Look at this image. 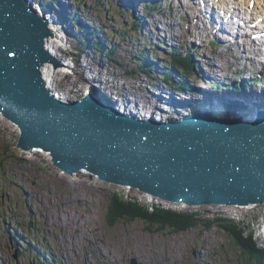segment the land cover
Wrapping results in <instances>:
<instances>
[{
	"label": "rangeland",
	"instance_id": "374dc122",
	"mask_svg": "<svg viewBox=\"0 0 264 264\" xmlns=\"http://www.w3.org/2000/svg\"><path fill=\"white\" fill-rule=\"evenodd\" d=\"M27 1L35 2L41 6L38 3L39 0ZM60 1L63 0H53L52 2L44 0L50 4L51 8L55 6L57 9ZM64 1L66 5L63 9L68 7L67 9L70 8L69 12H72V9L76 11V15L71 16L68 11H63L62 17L58 15L63 22L70 20L69 26L71 27L70 33L66 34L69 38L64 36L66 40L62 39L65 44L60 42L61 52L55 50L59 40H49L51 49L60 56L54 55L53 59L57 62L60 60L59 65H61L52 69L51 63L48 62L51 72L47 71L51 76L50 84L55 89L52 93L55 95V99L58 94L61 97L60 100L57 99L58 101H82L84 95L91 96L92 94L94 96L92 92L95 91L98 94L105 93L111 96V107L109 108L115 110L129 108L128 105L134 100L132 107L138 105L142 109H146L145 114L148 113V109L153 111L152 109L155 107L156 121L153 123L157 124H159L157 121L164 119H168L170 123H178L179 118L185 119L183 117L188 118L189 114L203 113L205 109L201 108L202 104L209 105L203 95L198 97L200 103L199 101H190L194 91L187 90V88L185 90L182 88L184 91H180L176 86L168 85L166 80H160L165 75L171 77L179 72L181 77L183 74L180 67L174 63L175 59L170 58L167 48L155 47L156 43L152 38L155 37L154 33L160 38L164 34L170 36L179 31L181 36H174L176 41L171 44H175V46L178 44L182 51L188 52V54L190 52V55L192 45L197 41L201 42L199 36L205 35L204 24L196 19L193 20L194 15H190L192 19L187 18L185 16L187 9L185 12L177 8V0L170 4H162L161 11L153 14L150 13L153 11L146 8L143 12V23L138 21L141 19V16L138 15L141 11H137L139 6L129 12L128 8L123 5L121 12L117 14L111 11L112 0ZM186 1L193 4L190 0ZM233 1L235 4L230 0H220L221 4L228 9L230 5L233 6L241 2V9L247 12V17L251 16L249 14L253 9H251L250 3H246L249 0ZM25 4L28 9L31 7L29 3ZM260 4H262L261 1ZM42 8L47 10L44 5ZM56 8L50 14L54 15V19H56ZM153 8V10H158V6ZM257 8L258 11L261 10L260 6ZM60 11L62 10L60 9ZM199 11H197V15H200ZM236 11V14L240 15L238 10ZM84 18L86 19L85 23H77ZM134 20L139 23V26L135 25ZM150 21L154 24L150 25ZM87 23L90 24L87 28L83 27L84 29H82L79 26L81 32L75 30L76 24ZM169 23L177 28H171ZM199 24L202 25L201 28ZM134 29L138 31H134ZM88 30L97 33L95 32L94 35L92 31V35H89ZM149 30L152 32L149 33ZM189 30L190 33L186 34ZM65 32L67 33V31ZM193 32H195L194 35ZM91 36L92 38H90ZM106 36L107 39H110L106 42L107 44L104 42ZM208 36L214 37L211 33ZM221 37L226 38L227 35L222 34ZM97 38L101 42L100 48L89 43L90 41L97 42ZM67 39L68 42H66ZM102 43L107 47V51L112 52V57L106 56L107 52ZM113 45L117 46L113 47ZM172 45H170L171 48ZM230 47L233 52L228 55L226 49L223 48L222 51V47L217 48L221 55H217L215 52L213 55L209 48L201 50L193 48V51L197 55L206 54L208 58L212 56L213 60L231 64V59L239 54V48L235 45ZM143 49L146 51L143 52ZM68 54L69 56H67ZM159 54L163 55L165 59L168 56L169 60L163 61V57ZM62 57L70 60L67 67L63 65ZM143 57L150 61V66H154L153 69L149 66L148 71ZM191 60L193 61L192 57ZM188 61L189 59L186 60V62ZM202 63L207 66V69L204 70L210 71V66H208L211 64L210 60L207 59ZM238 63L240 66L242 64L238 74L245 72L241 74L245 78V84L247 78L252 77L256 79V84L260 81L262 84L259 86H264L263 65L254 66L249 63L245 65L240 61ZM218 64L220 65L221 62ZM178 65L182 66L183 64ZM211 65L213 66V64ZM224 67H226L225 63ZM173 68L177 70L176 73H173ZM59 69L62 72H69H64L65 76L62 73L59 74ZM186 70L195 71V68L188 67ZM146 71L147 73H145ZM223 71L224 74L223 72L218 74L212 70L208 77H213L215 73L217 79L220 78V75L224 78L228 71L226 68ZM229 73H233V71H229ZM44 78L45 73L42 72V79ZM191 80L192 78H190V83L193 85ZM240 81L243 80L240 79ZM212 82H214V86L217 84L214 79L211 84L205 83V85L208 87L212 85ZM248 83L254 82L249 81ZM44 84L49 87L47 80ZM256 84H254L255 87ZM194 86L200 88L197 85ZM150 87L153 91L151 93L155 96L149 92ZM162 87L166 90L163 91ZM174 87L177 90H173ZM223 87L221 84L217 88L221 91ZM159 93V98H156ZM117 97L124 99V103H120ZM156 99L160 103L161 109H166L165 114L162 110H157V105L151 104V101ZM113 103L117 105L114 108L112 107ZM136 114L138 113H134V115ZM125 116L133 119L131 114L126 113ZM20 133L17 125L5 119L0 113V264H46V262L51 264L52 259L54 264H195L196 262L198 264H264V237L261 238L258 235V233H262L264 236V228L261 227L264 224V201L258 205L249 206L247 204L246 206L225 204L181 208L174 201L162 202L154 197L143 196L141 192L127 191V187L124 186L93 187L86 182L75 181L69 171L57 169L45 161L42 152L34 151L33 148L25 150L20 147ZM115 194L126 200L137 199L134 202H138L139 205L154 204L175 212H195L200 221L194 222L195 225L180 232L164 226V223L159 221H156L157 224H150L139 218L132 221L116 220L115 224L111 223L113 225L110 226L111 224L106 219V205L110 203L112 195ZM218 218L225 220L222 222L224 226L214 222ZM207 220H210L209 226H207ZM29 225L31 230H27ZM10 226H13L16 232H13V229L7 230V228H11ZM238 231L240 237H244L242 238L245 239L244 243L250 237L252 238L255 247L260 250L258 255L253 254V251L250 254L246 248L242 247V243L236 241L235 237L238 235ZM25 233H27L26 237H24ZM28 236H34L30 238H34L37 244L34 241H31L29 245L21 243L22 239L25 240ZM41 247H43L42 250Z\"/></svg>",
	"mask_w": 264,
	"mask_h": 264
},
{
	"label": "water",
	"instance_id": "95a60500",
	"mask_svg": "<svg viewBox=\"0 0 264 264\" xmlns=\"http://www.w3.org/2000/svg\"><path fill=\"white\" fill-rule=\"evenodd\" d=\"M52 38L23 0H0V113L19 146L93 187L124 186L179 207L258 205L264 200V115L247 122L188 115L178 123L133 120L88 95L56 101L38 66Z\"/></svg>",
	"mask_w": 264,
	"mask_h": 264
},
{
	"label": "bare ground",
	"instance_id": "6f19581e",
	"mask_svg": "<svg viewBox=\"0 0 264 264\" xmlns=\"http://www.w3.org/2000/svg\"><path fill=\"white\" fill-rule=\"evenodd\" d=\"M23 1L25 3H29V5L31 6V7H29V10H31L33 15H35L36 17H42L43 22H45V24L47 25L48 33L51 34L52 38H50V36L48 35V38L44 39V46L47 45V47H45V48L49 53L48 56L53 59V56L54 55L58 56V54L55 53V51H53L51 49V42L49 40H59V43L55 46V50L61 52L60 42L62 41V39H63V41L66 40V39H64V36L68 37L66 34H69L70 30H71V27L69 26L70 20H68L67 22H63L61 20V17L64 15L63 11L64 12L68 11V13H70L71 16H75L76 11H73L71 9L72 12H69L70 8L67 9L68 7L63 9L64 5H66V2L64 0L60 1L58 9L55 6L53 8H51L50 4H48L47 2H44V0L38 1V3H40L41 6L35 2H32V1H27V0H23ZM172 1H174V0H137V1L136 0H112L111 1L112 4H111L110 8H111V11L115 10L113 12L118 14L119 12H121L123 5L128 8L129 12L132 11L134 8L139 6L137 11H141V13H139V14L137 13V14L141 16V19H138L139 23H141L142 20L144 19V13L143 12H145L146 8L153 11V12H150L153 14L154 12L161 11L159 5L167 4V3L170 4V2H172ZM177 1H178V4L176 5L177 8L184 10L185 12L187 9V14L185 13V16H187V18L190 17V15H192V16L194 15L193 20L196 19L198 22L201 21L204 24L203 32H205V35L202 37L199 36V39L201 40V42L197 41L194 45H192L193 48H196L198 50H201L203 48H206V49L209 48L210 50H212L211 52L213 53V55H214V52L217 55H221V53L217 51V48L222 47V51H223V48L226 49L227 55H228V54L233 52L232 48L230 46L235 45L237 48H239V52H238L239 54L235 55L234 59H231V64L230 63L227 64L225 61H221V60H219V61H216V59L213 60L214 58H212V56L208 58L206 56V54L205 55H199V54L197 55L193 51L194 50L193 48H191V55H192L191 56L190 52L188 54V52L182 51L178 44H177L178 46L177 45L175 46V44L172 45L173 41H176L174 36L180 35L179 31L174 32L173 33L174 35H170V36H167L168 34H164L163 37H160V38L154 33L155 37L152 34V36H153L152 38L154 39V42L156 43V45H155L156 48L157 47L167 48L168 52H170V58H172L173 60L176 59V58H174L176 56H177V58L179 56H182V58H180V59L178 58L177 61L174 60L175 61L174 63L177 64V67H180V70H181L183 76L180 77L179 72L176 73L177 70H175V68H174L173 73H176L177 77H176V75L173 74V76L170 77L171 81L168 80V81H166V83H168V85L170 84L173 87L174 84L172 83V81H174L176 83V85H174V86L179 88L180 91H184L186 88H187V90L190 89V90L194 91L193 92L194 94L192 93V97H191V99H193V100L190 99V101H195V102L199 101L198 97L203 95L208 100L209 105L208 104H206V105L202 104L201 108H204L205 112L203 111V113H197L196 115H202L206 119H211V120H220V119L221 120H229V119H231L233 121V123L244 124L247 122L246 114H248V113L260 111L264 115V113H263L264 112V86L263 87L259 86L262 84L260 81L258 82L260 84H258V83L256 84V79H254L252 77L247 78V82L245 84V82H244L245 78L241 75V74L245 73L243 71V69H242L243 72H240L238 74L239 69L242 67V64L240 66L238 61L245 63V65H246V63H249V64H253L254 66L259 65V64L264 66V50L262 52V49H260V47L258 46L259 44H261V46L264 47V42H261L260 38L258 37L259 44H256V46H258V49H256V50L253 49V44H252V43H254L253 42L254 36H253V33L251 30H253L256 27L255 26L256 23H259L258 15L252 16V14H251V16L247 17L248 16V14H247L245 16V19H244V16H240V15L236 14L235 11H230L228 8L224 7L221 4L220 0H213V2H214L213 4H211L212 2L209 3V2H205L204 0L202 1V3L199 2V0H190L194 5L190 4L186 0H177ZM262 3H264V2H262ZM239 4L242 6L241 2ZM42 5L47 7V10H44L42 8ZM25 6H27V5L25 4ZM154 6H158V10H153ZM54 8H56L55 9L56 10V12H55L56 13V15H55L56 19H54V17H53L54 15L53 16L50 15V14H52V10ZM116 8H117V10H116ZM60 9L62 11H60ZM195 9L197 11L200 10L199 11L200 15H197V11L195 12ZM227 10L230 11L231 17L234 18V20L237 22V28H235L233 26L231 27L229 25V22L231 19L227 15L228 14ZM225 12H226V14H225ZM232 13L236 14L235 17L232 15ZM48 14H49V16H48ZM212 14H216L217 16H219L220 20L219 19L214 20L212 18ZM58 15H61V17H58ZM136 17H137V15H136ZM190 18L192 19V17H190ZM84 21H86L85 18H84V20L78 21L77 23H83ZM72 22H73V20H72ZM134 22H135V20H134ZM139 23L135 22V25L139 26ZM216 23H217V25H216ZM152 24H154V23L150 21V25H152ZM76 25H77V27L75 30H77L78 32H81L82 30L80 28H82V29H84L83 27L87 28L90 24L87 23V24H83V25H79V24H76ZM94 25H96V24H94ZM168 25H171V28H174V29L177 28L176 26H174L170 23ZM79 26H81V27L79 28ZM201 26L199 24L200 28H201ZM259 27H261V26H259ZM135 30H137V29H134V31ZM65 31H67V33ZM88 31H89V35H92L93 30L92 31L88 30ZM57 32H58V34H57ZM95 32H94V35H95ZM150 32H152V31L149 30V33ZM189 33H190V30L186 34H189ZM209 33L213 34L214 37L210 38L208 36ZM194 34H195V32H193V35ZM222 34H226L227 37L222 38L221 37ZM71 36H74V35H71ZM100 37H102V35H100ZM90 38H92V36ZM168 38H170V39H168ZM68 41L69 40L67 39L66 42H68ZM45 42H47V43H45ZM53 42H55V41H53ZM74 42H76V40ZM170 45H172V48L170 47ZM249 46H251V47H249ZM250 48H252V49H250ZM240 49H242L243 51L241 52ZM106 51H107V48H106ZM172 51H173V53H172ZM103 53H105V52H103ZM146 53L148 54V51ZM171 53L173 56L171 55ZM176 53H177V55H174ZM147 54H145V55H147ZM159 55H161V54H159ZM67 56H69V54ZM161 56L163 57V55H161ZM164 56H165V54H164ZM58 57H60V56H58ZM191 57H192L193 61L191 60ZM143 59L145 60V62H146L145 66L148 67V71H149L150 61H147L146 57H143ZM162 59H163V61L169 60L168 56L166 59L164 57ZM187 59H189L188 62H186ZM207 59H209L210 63L213 64V66H212L210 63H208V64H210V65H208V66H210L209 67L210 71L214 70L215 73L222 74L220 72H223V74H224L223 69L226 68L228 73L227 72L225 73V77L223 75L224 78H222L220 75L221 79L220 78H219L220 80L217 79L215 76V73L213 74V77H211V76L208 77V75L210 74V71L204 70V69H207V66L204 63H202V62H206ZM58 61L60 63V60H58ZM69 61L70 60L68 58L62 57V63L65 67H67L70 64ZM196 61H198V62H196ZM220 62H221V64L219 65L218 63H220ZM189 63H192V64H189ZM224 63L226 65V67H224ZM178 64H183V65L179 66ZM49 65L50 64H48L46 62H42L41 65H39L37 69L40 73L39 78H40V81L43 82V86L47 89V91L50 93V95L55 99V95L54 94L52 95L53 90H55V89L53 88L52 84H50L51 76L47 71V70H49L51 72ZM190 66H193L195 68V71L194 70L193 71L192 70H186ZM63 70H67V69H63ZM140 70H142L141 67H140ZM188 71H190V72H188ZM229 71L230 72L233 71V73H229ZM42 72L45 73L44 79H42ZM58 72H59V74L62 73V75H65L64 72H69V71L62 72V70L59 69ZM145 73H147V71ZM184 74H186V75L184 76ZM218 74H216V75H218ZM162 77L163 78L162 79L160 78V80H166L165 79L166 75L162 76ZM190 78H192L191 81H192L193 85H191V83H190ZM214 79H215V82L217 83V84H215V86L213 85L214 82H212V85H210L208 87L205 85V83L208 85L211 84V81ZM240 79L243 81H240ZM46 80L49 83V87L46 84H44ZM249 81H253L254 83L249 84L248 83ZM198 83H200V84H198ZM221 84L224 87L220 91L219 88H217V87L221 86ZM254 84H256V87ZM194 85H197L200 88H195ZM257 87H258V91L256 92ZM151 88L152 87H150V91H149L150 93L153 92ZM182 88H184V90H182ZM249 88H251L252 90H250ZM164 89L166 90V88L162 87L163 91H164ZM172 89L177 90V89H175V87ZM91 91H94V90L91 89ZM196 91L201 92V93L196 94L197 93ZM92 93L94 96H92V94H91V96H89L91 99L95 100L97 103H99L103 107H108V108L111 107V99H112L111 96H108L105 93H101V94L99 93L98 94L95 91ZM151 94H152V96H155L153 93H151ZM159 95H160V93L156 96V98H159ZM101 96H103L104 98ZM110 97H111V99H110ZM107 98H108V100H107ZM57 99H59V100L61 99V97L58 94H57ZM57 99H55V100L58 101ZM117 99L120 103H124L123 102L124 99L122 100L119 97H117ZM132 101L133 102L128 105L129 108L125 107L126 108V109H124L125 111L124 110H115V109H112V110L114 112H117V113L123 114V115H125L126 113L131 114L133 119L136 121H140V122L142 121L143 122L145 120H148L152 123H153V121H156L155 120V113H154L155 107H153V109H152L153 111L148 109L147 110L148 113L145 114L144 112L146 111V109H144V108L142 109L138 105H136L133 108L132 106H134V100H132ZM58 102L61 103L63 101H58ZM70 102H74V101L72 100ZM200 102L201 101H199V103ZM66 103H68V102H63L62 104H66ZM148 103H149V100H148ZM192 103H191V105H192ZM151 104L153 106L157 105V107H156V108H158L157 110H159V111L162 110L163 114L166 113V109H161V105L157 101V99L152 100ZM233 104H235V105L232 107L231 105H233ZM116 106H117L116 103L112 104L113 108ZM204 106H206V107H204ZM254 106H256V107H254ZM246 107H252V108L247 109ZM232 109H238V110H236L238 112L236 114L237 116H238L239 111H240L241 115L239 116L238 121L236 119V116H232V113H235V111ZM134 113H138V114L134 115ZM167 118H169V117H167ZM183 118L186 119L185 116ZM180 120H184V119L179 118V121ZM157 122H159V124L170 123V121L168 119H164V120L157 121ZM130 199L132 201L137 200L134 198H129V200ZM171 201H173V200H171ZM262 201H264V200H262ZM152 205H154V204H151V206ZM226 205L229 206L232 204H226ZM247 205L249 206V204H247ZM195 207H204V206H195ZM205 207H208V206H205ZM19 226H21V225H19ZM10 227H11V229H13L12 230L13 232H16L15 228L13 226H10ZM27 227H28L27 230H29V229L31 230L30 225ZM261 227L264 228V224ZM8 229H10V228H7V230ZM25 234L26 235H24V237L27 236V233H25ZM258 235L261 238L264 237L262 235V233H260V234L258 233ZM30 237H34V236H28V238H30ZM33 239L34 238H31V240H33ZM195 264H198V262H196Z\"/></svg>",
	"mask_w": 264,
	"mask_h": 264
},
{
	"label": "trees",
	"instance_id": "16d2710c",
	"mask_svg": "<svg viewBox=\"0 0 264 264\" xmlns=\"http://www.w3.org/2000/svg\"><path fill=\"white\" fill-rule=\"evenodd\" d=\"M52 1L53 0H51V2ZM113 11H115V10H113ZM95 37H97V36H95ZM96 40H97V42L90 41L91 45H95L96 47L100 48L99 45L101 44V42L99 41L98 38ZM108 40L110 41V39H107V37L104 38V42L105 43L108 42ZM114 46H117V45H113V47ZM103 48H104V50H106L107 47L103 44ZM144 50L145 49H143V51ZM106 52H107V53H105L106 56L112 57V52H109V51H106ZM178 58L180 59V58H182V56H179ZM178 58H176L175 61H177ZM189 64H192V63H189ZM150 67L152 69L154 68V66H150ZM191 67H193V66H190L189 68H191ZM165 79H166V81H168V80H170V77L166 76ZM172 83L174 85H176V83L174 81H172ZM106 206H107L106 219H107V221L110 224L111 223L115 224V221L116 220L118 221L120 219L127 220V221H132L135 218H139L140 220H143V221L148 222L150 224H152V223L153 224L154 223L157 224L156 221H159L162 224L164 223L163 224L164 226L173 228L177 232H180L182 230L188 229V227H190L191 225H195L194 222L197 223V222L200 221V219L196 217L197 213L195 214V212L194 213L193 212L192 213H188V211H181V212L177 211V212H175V211H172V210L164 209V208L159 207L157 205H152V206L151 205H147V204L139 205L138 202H134V200L133 201L132 200H126L122 196L117 195V194L112 195L110 203H108ZM224 221L225 220H222V219L218 218V219H215L214 222L218 223L221 226H224L222 224V222H224ZM207 222H208L207 226H209L210 220H207ZM112 225L113 224H111L110 226H112ZM240 236L241 235H240V233L238 231V235L235 237V239H236V241L238 243H242L243 244L242 247L246 248V251H248L250 254L252 253V251H253V254H257L258 255V253H260L259 252L260 250L255 247L251 237L249 239H247L246 242L244 243L243 240H245V239H242L244 237L241 238ZM31 241H34V243H36L35 239L31 240V238H28V237L25 240L22 239L21 243L29 245ZM40 249L42 250L43 247H41ZM48 257H51V255H48ZM50 263L54 264L55 262L52 259L50 261ZM46 264H47V262H46Z\"/></svg>",
	"mask_w": 264,
	"mask_h": 264
}]
</instances>
